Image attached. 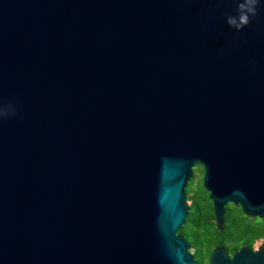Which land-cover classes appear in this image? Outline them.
<instances>
[{
  "label": "water",
  "instance_id": "1",
  "mask_svg": "<svg viewBox=\"0 0 264 264\" xmlns=\"http://www.w3.org/2000/svg\"><path fill=\"white\" fill-rule=\"evenodd\" d=\"M0 0V264H198L193 167L218 228L264 219V0ZM208 264H264V239Z\"/></svg>",
  "mask_w": 264,
  "mask_h": 264
},
{
  "label": "trees",
  "instance_id": "2",
  "mask_svg": "<svg viewBox=\"0 0 264 264\" xmlns=\"http://www.w3.org/2000/svg\"><path fill=\"white\" fill-rule=\"evenodd\" d=\"M194 174L186 185L185 192L187 198H192L193 201L189 204L188 215L185 218V223L178 230V234L194 248L193 256L198 261V264H207V259L212 249L215 246H222L226 252L232 253L242 242H248L246 237L248 229L241 231L243 225H248L244 220L246 216L240 206L231 204L227 208L226 222L222 228H218L215 220L210 199L206 196L204 188L201 190L205 193L197 192L198 198L195 195H189L192 190ZM264 235V232L254 234Z\"/></svg>",
  "mask_w": 264,
  "mask_h": 264
},
{
  "label": "flooded vegetation",
  "instance_id": "3",
  "mask_svg": "<svg viewBox=\"0 0 264 264\" xmlns=\"http://www.w3.org/2000/svg\"><path fill=\"white\" fill-rule=\"evenodd\" d=\"M198 166V167H197ZM195 170L198 171V173L200 172L202 174V178H201V182H200V189H201V186L203 187V184H202V179H203V174H204V168L201 164H196L194 167H193V174H195ZM192 174V176H193ZM204 188V187H203ZM205 190V188H204ZM206 192V196L209 198V195H208V192L205 190ZM200 193H202L203 197H205V193L200 190ZM190 195V194H189ZM192 195H195L197 198H198V194L196 192H194V190L192 189ZM187 199H191V201H193L192 198H187ZM211 201V200H210ZM192 203V202H191ZM190 203V204H191ZM212 203V201H211ZM233 205V204H232ZM231 206V203H228L226 205V212H227V208ZM213 208V206H212ZM214 213V212H213ZM246 219H244L248 225H243L244 227L241 228V231H244V230H247L248 233L246 235L247 239H248V242H242L241 245L237 248L239 249L240 247L242 246H246L248 247L249 249H251V251L255 252L257 250V247L259 245V243L264 239V235L260 236V235H254L256 233H259V232H264V219L262 218H259V217H250V216H247L246 215ZM214 220H215V217H214ZM226 213H225V222H226ZM216 222V220H215ZM217 224V223H216ZM225 224V223H224ZM216 247V246H215ZM236 249V250H237ZM235 250V251H236ZM190 251L194 252V248L191 247ZM226 251V250H225ZM235 251H233L232 253H228L226 252L229 256H231ZM210 255V254H209ZM194 257V256H193ZM209 257V256H208ZM195 259V258H194ZM196 260V259H195ZM197 261V260H196ZM198 262V261H197ZM207 264H208V259H207Z\"/></svg>",
  "mask_w": 264,
  "mask_h": 264
},
{
  "label": "clouds",
  "instance_id": "4",
  "mask_svg": "<svg viewBox=\"0 0 264 264\" xmlns=\"http://www.w3.org/2000/svg\"><path fill=\"white\" fill-rule=\"evenodd\" d=\"M255 4V0H248L247 6L245 4L239 5L240 14L238 19L236 17H230L228 23L231 26H234L237 29L242 28L243 26L249 23V13L255 14V8L253 5Z\"/></svg>",
  "mask_w": 264,
  "mask_h": 264
},
{
  "label": "rangeland",
  "instance_id": "5",
  "mask_svg": "<svg viewBox=\"0 0 264 264\" xmlns=\"http://www.w3.org/2000/svg\"><path fill=\"white\" fill-rule=\"evenodd\" d=\"M198 167V166H197ZM201 178H202V174L199 172L198 173V171L197 170H195V174H194V179H193V184H192V189L194 190V192H200V182H201ZM190 195H192V190H191V192L189 193ZM187 202H188V204H190L192 201H191V199H187ZM244 215V214H243ZM244 216H246V215H244ZM247 218V217H246ZM245 218V219H246Z\"/></svg>",
  "mask_w": 264,
  "mask_h": 264
}]
</instances>
